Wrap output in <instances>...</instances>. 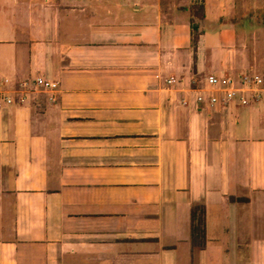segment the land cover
<instances>
[{"label":"crops","instance_id":"1","mask_svg":"<svg viewBox=\"0 0 264 264\" xmlns=\"http://www.w3.org/2000/svg\"><path fill=\"white\" fill-rule=\"evenodd\" d=\"M241 74L264 0H0V81L59 86L0 108V264H264V102L197 101Z\"/></svg>","mask_w":264,"mask_h":264},{"label":"built area","instance_id":"2","mask_svg":"<svg viewBox=\"0 0 264 264\" xmlns=\"http://www.w3.org/2000/svg\"><path fill=\"white\" fill-rule=\"evenodd\" d=\"M9 80L0 81V108L3 106L21 103L27 91H36L37 93H53L58 90V83L43 79L41 77L21 83L20 89L13 91L7 88ZM169 83H174V79H170ZM207 87L211 90L210 96H198L197 101L200 103L208 102L211 105L219 102H231L238 99L243 105L250 103L264 102V78L259 75L249 76L241 74L238 80L232 77H216L209 75L205 79ZM18 95L16 100L15 94ZM218 94H222L220 98Z\"/></svg>","mask_w":264,"mask_h":264},{"label":"trees","instance_id":"3","mask_svg":"<svg viewBox=\"0 0 264 264\" xmlns=\"http://www.w3.org/2000/svg\"><path fill=\"white\" fill-rule=\"evenodd\" d=\"M191 244L193 247L205 246V207L194 205L191 209Z\"/></svg>","mask_w":264,"mask_h":264}]
</instances>
